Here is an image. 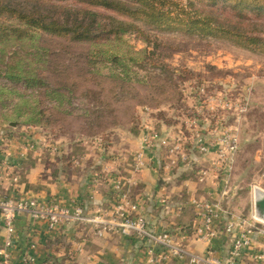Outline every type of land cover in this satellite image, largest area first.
Instances as JSON below:
<instances>
[{
	"label": "rangeland",
	"instance_id": "rangeland-1",
	"mask_svg": "<svg viewBox=\"0 0 264 264\" xmlns=\"http://www.w3.org/2000/svg\"><path fill=\"white\" fill-rule=\"evenodd\" d=\"M7 21L0 17V23ZM139 27L140 32L99 45L38 33L34 42L0 46V141H13L20 150L11 162H1L0 184L19 181L30 159L38 158L29 153H36L46 159L41 172L46 180L95 190L104 177L99 167L128 159L134 136L146 127L215 163L221 145L202 155L193 135L199 132L211 143L229 132L237 137L238 150L231 171L216 173V200L228 217L251 219L255 193H264V54L226 40ZM117 57L128 65L127 73L115 64ZM9 67L36 81L10 79ZM201 170H195L198 182ZM9 200L28 199L0 197V204ZM114 210L96 214L109 218Z\"/></svg>",
	"mask_w": 264,
	"mask_h": 264
},
{
	"label": "crops",
	"instance_id": "crops-1",
	"mask_svg": "<svg viewBox=\"0 0 264 264\" xmlns=\"http://www.w3.org/2000/svg\"><path fill=\"white\" fill-rule=\"evenodd\" d=\"M141 133L134 136V151L128 159L106 162L99 167L102 168L104 177L95 190H90V186L83 184L76 187L74 181L68 184L46 180L41 174L46 166V159L44 161L36 153H29L28 156L38 158L35 162L30 159L29 170L25 175H20L19 183L9 179L0 184V197L36 199L43 204L58 199L64 206H81L89 215H95L101 208H115L119 199L113 188V180L119 177L122 178L124 190L132 200L139 203L142 215L154 231L170 233L174 241L191 254L203 257L212 251L216 257L227 261L232 240L225 231V225L229 222L225 212L216 221L217 234L209 244L197 239L201 220L195 203L207 199L209 191L218 196L215 190L218 185L214 182V157L202 159L196 151H190L188 155L192 162L187 166L182 164L183 166L174 167L169 172L163 168V155L158 150L153 153L156 161L154 168L138 173L134 169V154L139 147L143 135ZM19 151L13 141H0V166L2 161L11 162V156L16 158ZM16 162L15 165L18 164ZM18 166L15 167L16 171H19ZM196 168L209 171L213 176L206 183H200L194 178ZM108 169L110 170L107 171ZM80 182L82 183V179ZM14 224L18 239L11 251L10 264H22L28 253L36 259L32 264H149L152 257L150 246L134 237L115 233H106L100 237L90 227L71 224L50 230L47 223L35 221L28 215L18 216ZM236 232L238 234L239 230ZM251 237L252 247L242 264H264V261L254 258L257 253H264V236L256 230ZM5 238L4 215L0 211V249ZM153 253V256H159L163 252L155 249ZM161 264H186V261L171 257Z\"/></svg>",
	"mask_w": 264,
	"mask_h": 264
},
{
	"label": "trees",
	"instance_id": "trees-1",
	"mask_svg": "<svg viewBox=\"0 0 264 264\" xmlns=\"http://www.w3.org/2000/svg\"><path fill=\"white\" fill-rule=\"evenodd\" d=\"M0 17L8 20L0 23V46L10 40L34 42L38 33L99 45L140 32L142 25L161 34L226 40L264 54V0H0ZM114 59L127 73L123 59ZM5 72L12 80L36 81L14 67Z\"/></svg>",
	"mask_w": 264,
	"mask_h": 264
},
{
	"label": "built area",
	"instance_id": "built-area-1",
	"mask_svg": "<svg viewBox=\"0 0 264 264\" xmlns=\"http://www.w3.org/2000/svg\"><path fill=\"white\" fill-rule=\"evenodd\" d=\"M194 137L197 138V151L202 155L208 154L210 148L221 145L216 152L218 159L214 163V172L219 173L221 169L226 173L231 171L232 157L238 150V141L235 135L226 132L219 141L215 139L211 143L204 141L199 132L193 135ZM142 138L141 145L139 144L134 154V169L138 173L154 168L156 161L153 153L161 150V148L165 154L163 155V168L165 170L169 169L170 166L189 164L191 159L185 150L181 149L179 145H170L168 140L161 138L157 131L152 128L146 127ZM223 145L225 147H222ZM212 176L209 171L203 170L199 172L198 180L200 183H206ZM13 180L18 181L17 178H13ZM113 188L119 200L109 218L103 212L93 216L89 215L81 206H64L58 199H52L47 204L40 203L36 199L2 202L0 211L4 215L6 238L3 247L0 249V264L11 263V251L18 239L14 223L20 215H28L35 221L47 223L50 230L71 224L90 227L100 237L106 233L134 237L150 246L152 257L149 264H161L171 257L185 259L186 264H242L245 255L252 247L251 236L254 232L258 230L264 236V218L259 216L256 210L251 219L246 220L232 214L229 216V222L225 225V231L232 240L229 259L224 261L216 257L212 251L200 257L182 248L174 241L170 233L157 232L149 227L146 218L140 211L139 203L132 200L129 193L124 190L122 178L116 177L113 180ZM195 205L199 209L198 216L201 220V225L197 230V239L209 244L217 234L215 223L220 219L223 210L212 191L209 192L207 199L197 202ZM237 230H239L238 234ZM155 249H160L163 253L159 256H153ZM254 258L257 261H264V253H257ZM35 261V257L28 253L24 256L22 264H32Z\"/></svg>",
	"mask_w": 264,
	"mask_h": 264
},
{
	"label": "water",
	"instance_id": "water-1",
	"mask_svg": "<svg viewBox=\"0 0 264 264\" xmlns=\"http://www.w3.org/2000/svg\"><path fill=\"white\" fill-rule=\"evenodd\" d=\"M256 212L264 218V194L256 200Z\"/></svg>",
	"mask_w": 264,
	"mask_h": 264
},
{
	"label": "bare ground",
	"instance_id": "bare-ground-1",
	"mask_svg": "<svg viewBox=\"0 0 264 264\" xmlns=\"http://www.w3.org/2000/svg\"><path fill=\"white\" fill-rule=\"evenodd\" d=\"M256 197H255V199L257 200L261 195H263L264 193H263V191H261V190H257L256 191ZM263 221H264V219H263Z\"/></svg>",
	"mask_w": 264,
	"mask_h": 264
}]
</instances>
